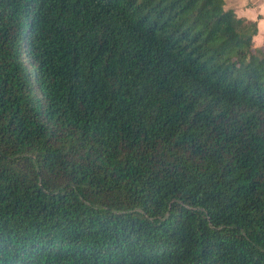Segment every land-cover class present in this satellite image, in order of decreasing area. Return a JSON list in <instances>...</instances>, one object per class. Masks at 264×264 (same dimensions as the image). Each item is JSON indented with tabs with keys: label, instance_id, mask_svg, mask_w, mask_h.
Wrapping results in <instances>:
<instances>
[{
	"label": "trees",
	"instance_id": "16d2710c",
	"mask_svg": "<svg viewBox=\"0 0 264 264\" xmlns=\"http://www.w3.org/2000/svg\"><path fill=\"white\" fill-rule=\"evenodd\" d=\"M226 0H0V264H264V45Z\"/></svg>",
	"mask_w": 264,
	"mask_h": 264
},
{
	"label": "crops",
	"instance_id": "0c3cea01",
	"mask_svg": "<svg viewBox=\"0 0 264 264\" xmlns=\"http://www.w3.org/2000/svg\"><path fill=\"white\" fill-rule=\"evenodd\" d=\"M227 8H234L237 15L258 23V33L254 43L260 47L264 45V0H226Z\"/></svg>",
	"mask_w": 264,
	"mask_h": 264
}]
</instances>
